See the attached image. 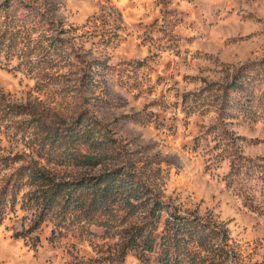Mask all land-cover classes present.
<instances>
[{"label":"rangeland","instance_id":"1","mask_svg":"<svg viewBox=\"0 0 264 264\" xmlns=\"http://www.w3.org/2000/svg\"><path fill=\"white\" fill-rule=\"evenodd\" d=\"M90 123L115 153L59 155ZM183 223L177 264H264V0H0V264H161Z\"/></svg>","mask_w":264,"mask_h":264},{"label":"trees","instance_id":"2","mask_svg":"<svg viewBox=\"0 0 264 264\" xmlns=\"http://www.w3.org/2000/svg\"><path fill=\"white\" fill-rule=\"evenodd\" d=\"M8 5H12L8 3ZM98 126L90 123L88 126L83 127L82 124L76 128H71L69 130L59 129L55 131L53 139L56 142H68L63 148V151L59 155H64L66 159H75L77 162H85L87 164H93L96 162H101L103 159L107 158L110 154L107 151H112L115 153L111 147V138L102 132L99 136H96V131H98ZM55 136V138H54ZM78 142H86L89 149L87 151L81 152L76 150ZM76 147V148H75ZM108 155V156H107ZM88 190L93 191V195L96 198V205L101 203V201H106L107 199L114 198H123L129 201L131 197H137L141 191L144 190L143 186L138 184V180L134 181L129 174L126 172L122 173H106L99 180L95 179L93 183L87 185ZM51 203V202H49ZM183 223L182 226L176 228V233L172 234L173 240L169 241V245H163L167 249V257L162 260L161 264H177L178 263V254L176 251H179L183 241L181 240L182 236L179 234L181 229L187 228ZM143 233V232H139ZM143 235V234H140ZM149 251L154 249V240L145 239L144 243H141ZM164 244H166L164 242ZM171 245V246H170ZM178 246V247H177ZM184 251V250H183Z\"/></svg>","mask_w":264,"mask_h":264}]
</instances>
